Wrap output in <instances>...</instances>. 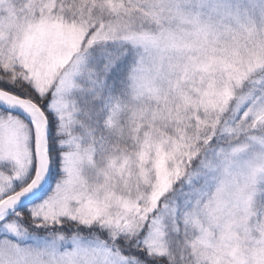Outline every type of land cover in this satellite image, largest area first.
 <instances>
[{
	"label": "snow or ice",
	"instance_id": "6c2138e0",
	"mask_svg": "<svg viewBox=\"0 0 264 264\" xmlns=\"http://www.w3.org/2000/svg\"><path fill=\"white\" fill-rule=\"evenodd\" d=\"M0 264H264V0H0Z\"/></svg>",
	"mask_w": 264,
	"mask_h": 264
}]
</instances>
